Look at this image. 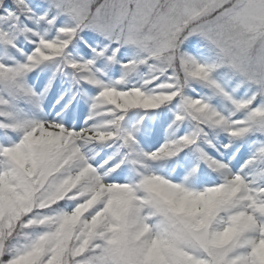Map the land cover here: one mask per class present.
<instances>
[{"label":"rangeland","instance_id":"1","mask_svg":"<svg viewBox=\"0 0 264 264\" xmlns=\"http://www.w3.org/2000/svg\"><path fill=\"white\" fill-rule=\"evenodd\" d=\"M76 1L88 15L93 0ZM159 2L110 0L94 8L80 43L118 60L120 70L111 79L82 55L81 80L93 90L82 83L88 91L72 93L73 72L63 69L61 62L53 70L30 73L33 65L47 60L40 45L21 65L0 66V189L12 196L7 203L0 198V264H5L2 256L11 240L27 229L33 232L14 243L15 264H77L89 241L76 228L78 217L72 213L48 216L42 210L60 198H81L87 183L96 188L95 200L106 199L98 217L109 225L110 235L100 241L98 264H264V198L251 191L239 199L243 180L251 190L264 176V170H255L264 162V155L254 153L260 146L252 150L250 138L254 131L264 132V91L259 97L255 87L260 80L257 75L264 69V0H169L156 13ZM212 14L213 18L203 21ZM226 30L231 32L229 38H224ZM184 34L186 41L193 40L192 49L198 53L204 51L196 46L202 39L219 54L206 50L204 56L195 53L180 58L177 64L185 77L179 80L171 77L176 58L170 54L160 69L124 86L126 68L138 56L173 53L175 42ZM97 36L104 42L97 43ZM220 55L239 79L234 88L227 83L231 80L215 73ZM21 76L29 77L27 90ZM195 76L205 89L191 94L188 107L181 112L182 101H177L169 110L171 119L165 118V113L135 117L120 108L119 102L132 100L135 94L144 101L172 99L178 82L192 86ZM243 81L246 84L241 89ZM195 122L215 133L213 145L204 148L205 154L196 162L188 157L179 161L173 157L172 143H196L199 127ZM32 133L46 139L48 145L62 144L65 159L45 163L44 151L27 138ZM121 133L138 145L139 158L131 168L120 158L113 159L106 147ZM11 156L31 157L37 162L44 176L39 188L45 186L36 197L38 202L33 201L37 189L15 168ZM217 170L233 188L230 197L236 200L224 207L225 213L219 212L220 224L212 239L206 240L208 213L198 211L212 194L211 172ZM243 171L248 175L241 179ZM172 186L177 190L169 199L174 209L161 203L159 195L162 189L171 192ZM197 186L201 188L193 189ZM85 203L79 207L85 208ZM168 207L177 216L170 217ZM32 210L35 213L24 219ZM157 217L174 228L172 245L159 237ZM90 223V219L82 222L84 226ZM142 241L145 251L142 262H137L131 249Z\"/></svg>","mask_w":264,"mask_h":264},{"label":"trees","instance_id":"2","mask_svg":"<svg viewBox=\"0 0 264 264\" xmlns=\"http://www.w3.org/2000/svg\"><path fill=\"white\" fill-rule=\"evenodd\" d=\"M110 0H93V4L88 12V15L82 13L80 5L77 4L76 0H62L59 2L58 0H0V66L6 68H13L14 66L21 65L28 54H31L36 50L37 46H42L44 53L41 54L47 55L48 58L45 61L36 63L31 67V72L36 71L39 67L44 64H53L56 60L62 59L67 65H72L76 72L81 71L82 65L80 62H73L71 59V54L77 55L80 58L81 54L87 55L94 63L100 66L101 71L106 73L109 77H114L118 63L116 61H106L104 55H100L97 53L89 52L80 44L81 35L85 34L88 19L90 15L93 13V10L99 4L103 2L108 3ZM113 1V0H112ZM129 0H127L128 2ZM169 0H160L157 5L156 13L160 9L169 3ZM28 6H32L30 9ZM54 16L52 20L50 17ZM215 14L205 18L203 21L209 20L213 18ZM199 23V22H198ZM185 24V23H183ZM187 24H190L189 22ZM193 25H197L194 23ZM231 36L230 31H225L224 38H229ZM99 42L102 40L95 38ZM186 35L179 37L178 41L175 42L176 48L173 53H162L159 55H155L153 57H146L143 55L138 56V59L134 61L131 65L127 66L126 74L128 75L129 80H137L141 74L149 75L156 69H160L162 64L165 62L164 60L167 57H170V54H173L176 58L174 74H172L177 79H183L185 77L184 70L180 69L177 61L181 59H186L192 54L198 53L192 49L195 45L193 40H185ZM196 46L198 48H203V52H199L202 56L205 55L206 50L215 51L213 47L210 45H206V43L199 39V43L196 42ZM217 53V52H215ZM218 62L214 67L215 73L218 74V77L223 78L225 80H231V82H227L230 87H234L236 84L235 79L237 76L234 74L231 68L228 67L225 60H223V56L220 55L218 57ZM172 66H169L170 68ZM257 77H260L255 83V87L260 94L264 91V71H261ZM195 81L194 85H189V82L182 81V84L179 86V92L176 93L172 99L161 102L159 100H155L153 98L148 101L142 100L138 94L134 95V99L123 100L119 102L120 108L126 114H135L137 116L144 113H151L157 110L170 109L177 100H183L184 106L188 107L187 99L191 98V94L197 93L199 90H204L205 86L203 82L199 80V76H195L191 78ZM20 81L22 82V86L27 90L29 85V77L21 76ZM246 81L240 82L241 88L245 86ZM4 87V86H3ZM6 88V87H4ZM78 89V88H77ZM9 91V90H8ZM259 94V95H260ZM115 106L118 102H114ZM183 106V107H184ZM190 110V109H188ZM262 123H264V117L262 118ZM199 141L202 145L207 144V132L205 129H199ZM214 136V134H213ZM32 146L40 148V150L44 151L47 159L44 160L45 163H56L62 162L65 158L63 155V147L62 144H50L48 145L46 139L39 137V134L32 133L27 137ZM114 141L111 142V145L114 146V151L116 154L120 155H131L136 156V149L131 145L126 138H123V135H116L114 137ZM252 141L254 142L252 145V149H256V145H259L255 153H263L264 154V132L254 131L251 134ZM172 150H179V155L182 153H186L191 155L192 159L196 160V157L203 153L205 150L202 149L200 145H189L185 141L175 142L171 146ZM176 155V154H175ZM13 165L20 173L25 176V180L29 183L31 182L34 189H37L34 202H38L37 196H41L43 193V189L45 186H41L39 188L40 180L44 178L42 176V171L39 170V167L36 166L35 161L29 158H19L15 156H11L10 159ZM262 166L259 167V169ZM264 168V165H263ZM216 177H218L219 172H215ZM223 181V180H222ZM221 182V181H220ZM222 183V182H221ZM225 183V182H224ZM223 184V183H222ZM264 186V178L261 179L256 187L251 189L252 192H256L260 194V199L264 198V194L261 193L260 187ZM2 187V185L0 186ZM82 189L84 190V194L81 198H76V200H70L69 198H60L48 205L44 208L46 215H65L68 213L74 214L78 219L76 224L79 232H82V235H85L86 238L89 239L88 246L86 250L81 254V256L77 259V264H98L96 260H99L101 257V248L100 241L106 239L110 235L108 229H106L109 225L101 218L98 217L99 212L104 210L106 207L104 204L106 202L105 197L100 198L99 200H95V186L92 183L85 184ZM113 190V189H112ZM233 188L228 184L222 185L219 189L211 191L207 196V201H203L201 207L199 208V214L206 215L207 220H209L208 230L206 231V240L212 239V234L214 233L215 227L219 225V212L226 211L224 208L229 202L235 201L230 197L231 191ZM174 186L171 188V192H164L163 189L159 192L161 203L166 204L170 208L174 209V205L171 202L170 197L173 193H176ZM241 192V196L239 199H244L248 197L251 193L249 189H245L244 185L239 190ZM95 196V197H94ZM0 198L4 203H7L10 196V192L5 189H0ZM94 199V200H93ZM88 201V204L87 202ZM95 201V202H94ZM86 202V203H85ZM94 202V204H91ZM85 203L87 206L85 208H80L79 204ZM78 204V205H77ZM168 210L170 213V217L177 216L174 214V211L171 209ZM221 209V210H220ZM35 213V210L30 211L28 217H31L32 214ZM1 217V215H0ZM91 220V223L88 226H84L82 224L85 220ZM157 223L160 228V236L162 240H164V244L172 245L174 243V228L167 221H164L161 217H157ZM22 220V218H21ZM20 220V221H21ZM213 220V222H211ZM222 223V222H221ZM74 225V226H75ZM16 225L12 228L14 233L16 232ZM36 230V229H35ZM255 230H253V234H255ZM33 232L32 229H27L26 232L18 233V237L14 240H11V244L7 247L5 253L2 256V263L5 264H15V261L12 258L14 251V243L15 241H19V239L30 235ZM25 234V235H24ZM144 241L140 244H136L131 249L132 258L138 260L137 262H142L141 257L144 255L145 251Z\"/></svg>","mask_w":264,"mask_h":264}]
</instances>
